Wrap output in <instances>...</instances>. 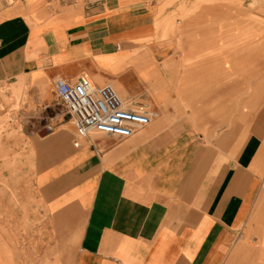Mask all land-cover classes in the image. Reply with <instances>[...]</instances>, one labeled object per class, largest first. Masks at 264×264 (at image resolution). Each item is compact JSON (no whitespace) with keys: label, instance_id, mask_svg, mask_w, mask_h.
<instances>
[{"label":"crops","instance_id":"crops-1","mask_svg":"<svg viewBox=\"0 0 264 264\" xmlns=\"http://www.w3.org/2000/svg\"><path fill=\"white\" fill-rule=\"evenodd\" d=\"M176 1L0 0V84L25 94L12 115L32 100L49 119L33 141L22 125L38 168L32 201L0 212V264H264V81L244 94L240 78L230 83L235 114L221 129L199 131L171 114L168 105L209 89L201 73L159 97L166 71L157 59L174 48L151 30ZM149 61L157 66L146 78ZM81 75L156 114L129 138L78 139L52 102L59 82Z\"/></svg>","mask_w":264,"mask_h":264},{"label":"rangeland","instance_id":"rangeland-1","mask_svg":"<svg viewBox=\"0 0 264 264\" xmlns=\"http://www.w3.org/2000/svg\"><path fill=\"white\" fill-rule=\"evenodd\" d=\"M183 2L182 6L181 0L178 1L175 10L167 13L168 21L157 27V32L155 29L151 30L156 40L172 41L174 48L166 50L165 55L157 59V65H161V69L166 71L157 80L160 85L158 94L160 98H165L169 92L168 84L176 80L184 82L185 88L191 75L195 80L200 79L201 73L206 75L209 89L205 88L203 93V89L198 86L199 88H195L198 92L193 94L195 98L189 95L187 97L189 102L197 100L194 104H186L185 99L179 101L181 104L178 107L168 105L167 108L176 118L179 114L190 118V128L199 131L214 128L215 131L226 127L235 114V102L230 100L235 88L231 85L233 80L241 79L243 94L249 92L253 86L251 82L264 81V0ZM153 65L157 66L154 61L144 64L141 71L144 77L149 76L148 69L153 68ZM189 66H195L199 71L178 74V70L188 69ZM177 75L182 77L177 79ZM183 88H177L176 96L185 97L186 89ZM209 95L215 101L208 104L198 102L203 96ZM220 96H226V101ZM24 99L25 94H21L19 89L0 84V212L9 210L10 213L24 208L26 202L32 201L31 178L38 165L35 160L36 151L31 148L28 132L23 131L22 125L30 126L33 141L39 137V131L49 119L44 116L45 105L39 106L32 100L28 105L30 109L24 111V116L12 115L24 105ZM53 100V110L59 109L66 115L60 102L55 98ZM154 113L153 111V116ZM10 143H14V146H10ZM36 213L37 218H44L37 206Z\"/></svg>","mask_w":264,"mask_h":264},{"label":"built area","instance_id":"built-area-1","mask_svg":"<svg viewBox=\"0 0 264 264\" xmlns=\"http://www.w3.org/2000/svg\"><path fill=\"white\" fill-rule=\"evenodd\" d=\"M55 95L72 120L78 139L98 133L129 138L153 117L135 99L122 98L114 86H95L83 75L73 82H59ZM73 146H78V140Z\"/></svg>","mask_w":264,"mask_h":264},{"label":"bare ground","instance_id":"bare-ground-1","mask_svg":"<svg viewBox=\"0 0 264 264\" xmlns=\"http://www.w3.org/2000/svg\"><path fill=\"white\" fill-rule=\"evenodd\" d=\"M173 1H175V0H172V2ZM181 5L183 6L184 5V2H183V0H181ZM184 8V7H183ZM175 10V9H174ZM167 12L165 11V10H162V11H160L158 14H157V21L159 22V21H166L167 20V18H168V16H167V14H166ZM167 22V21H166ZM165 22V23H166Z\"/></svg>","mask_w":264,"mask_h":264},{"label":"water","instance_id":"water-1","mask_svg":"<svg viewBox=\"0 0 264 264\" xmlns=\"http://www.w3.org/2000/svg\"><path fill=\"white\" fill-rule=\"evenodd\" d=\"M48 130L46 128L42 129L41 131H39V135L43 136L44 134L48 133Z\"/></svg>","mask_w":264,"mask_h":264}]
</instances>
